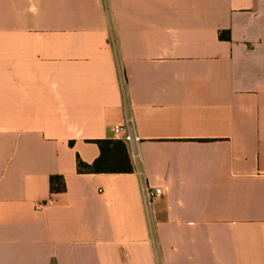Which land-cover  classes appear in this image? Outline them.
<instances>
[{"label":"crops","instance_id":"crops-1","mask_svg":"<svg viewBox=\"0 0 264 264\" xmlns=\"http://www.w3.org/2000/svg\"><path fill=\"white\" fill-rule=\"evenodd\" d=\"M0 264H264V0H0Z\"/></svg>","mask_w":264,"mask_h":264},{"label":"trees","instance_id":"trees-1","mask_svg":"<svg viewBox=\"0 0 264 264\" xmlns=\"http://www.w3.org/2000/svg\"><path fill=\"white\" fill-rule=\"evenodd\" d=\"M96 142L101 148V155L93 165L84 163L78 159L79 172L106 171V172H131V162L128 145L121 139H98ZM53 192L62 191L66 188L65 180L60 175H53L50 180Z\"/></svg>","mask_w":264,"mask_h":264},{"label":"built area","instance_id":"built-area-1","mask_svg":"<svg viewBox=\"0 0 264 264\" xmlns=\"http://www.w3.org/2000/svg\"><path fill=\"white\" fill-rule=\"evenodd\" d=\"M114 131L117 139L123 140L129 147L132 154H135L141 138L135 133L132 119H126L124 123L114 125ZM143 192L148 203L153 199L162 196L165 193L163 187H151L145 184ZM42 204H38L37 208H41Z\"/></svg>","mask_w":264,"mask_h":264}]
</instances>
